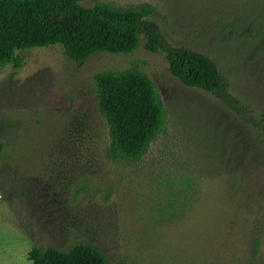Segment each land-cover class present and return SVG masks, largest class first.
Segmentation results:
<instances>
[{
	"label": "rangeland",
	"instance_id": "obj_1",
	"mask_svg": "<svg viewBox=\"0 0 264 264\" xmlns=\"http://www.w3.org/2000/svg\"><path fill=\"white\" fill-rule=\"evenodd\" d=\"M145 6L207 56L220 93L187 88L141 45L77 65L57 46L0 67V264L32 245L94 246L104 264H264V0H83ZM135 69L163 126L137 161L109 159L92 78Z\"/></svg>",
	"mask_w": 264,
	"mask_h": 264
},
{
	"label": "trees",
	"instance_id": "obj_2",
	"mask_svg": "<svg viewBox=\"0 0 264 264\" xmlns=\"http://www.w3.org/2000/svg\"><path fill=\"white\" fill-rule=\"evenodd\" d=\"M83 0H0V67H20L16 53L59 46L77 65L95 54H127L139 45L149 53H164L169 73L181 85L220 93L224 84L205 55L169 44L150 21V10L113 8ZM96 106L102 118L109 159L137 161L162 130L163 110L149 78L135 70L100 72L93 76ZM30 264H104L92 245L65 248L32 245Z\"/></svg>",
	"mask_w": 264,
	"mask_h": 264
}]
</instances>
